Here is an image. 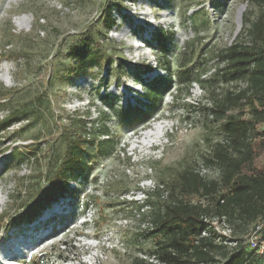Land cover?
<instances>
[{
  "label": "rangeland",
  "instance_id": "374dc122",
  "mask_svg": "<svg viewBox=\"0 0 264 264\" xmlns=\"http://www.w3.org/2000/svg\"><path fill=\"white\" fill-rule=\"evenodd\" d=\"M242 5L255 19L260 9L248 0H0V87L20 89L11 95L21 96L20 101L28 98L26 92H45L50 102L45 121L53 128L52 137L47 132L40 136V122L23 131L25 121L14 123L0 133L1 147L40 144L45 150L55 133L78 126V120L98 135L107 129L108 146L112 144L108 154L99 155L86 136L85 144L94 152L89 171L71 179L69 190L39 213L35 206L25 207L31 192L48 186L43 177L48 158L39 165H18L9 150L0 154V264H7L1 260L9 249L23 253L16 258L21 264H59V257L71 264L151 260L154 242L145 229L156 197L142 206L147 196L141 191L169 189L179 170L198 165L222 137L220 122L189 109L209 104V92L195 79H205L222 66L216 59L219 49L234 39L247 41L245 33L239 35L242 25L237 30L236 24ZM82 47L87 49L69 55L70 49ZM89 51L105 58L99 66L93 62L75 72ZM179 73L182 80H192L188 93ZM9 80L11 86H5ZM167 83L168 89L159 93ZM243 85L220 79L216 92L221 96ZM147 87L158 94L148 96ZM137 109L154 112L145 123L121 119V112L132 111L134 117ZM6 114L0 108V119ZM160 124L166 138L161 136L164 142L152 153L160 138L143 140L141 132ZM46 234L52 235L31 252L38 253L25 255Z\"/></svg>",
  "mask_w": 264,
  "mask_h": 264
},
{
  "label": "trees",
  "instance_id": "16d2710c",
  "mask_svg": "<svg viewBox=\"0 0 264 264\" xmlns=\"http://www.w3.org/2000/svg\"><path fill=\"white\" fill-rule=\"evenodd\" d=\"M248 1L256 4L260 10L253 20L250 19L249 9L242 13L239 35L245 33L247 41L234 39L230 45L219 49L216 59L217 64L222 66L205 79H195L200 87L209 92V104L205 102L202 108L200 104H192L189 109L197 112L200 109L206 117L220 122L219 133L222 137L210 145V150L202 156L198 165L179 170L169 189L157 186L142 191L147 196L142 206L151 205V197H156V206L149 210L151 216L146 222L150 226L145 229L146 236L151 238L154 246L149 262L134 257L132 264H263L261 256L243 243L230 247L215 240L214 232L209 236H200L207 227L203 217L224 214L233 226L235 239L240 240V234L256 222L263 223L261 232L264 233V0ZM86 49H70L69 55ZM88 55V59L82 58L76 65L75 72H81L82 68L93 62L99 66V59L105 58L92 56L91 51ZM181 76L179 73L180 84H184L188 93L192 80L184 81ZM220 79L241 81L244 85L236 91L226 90L219 96L216 83ZM154 83L156 81L149 86ZM168 87L169 83L161 86L159 93ZM147 89L148 96L158 94L149 87ZM15 92H20V89L0 87V108L7 110L6 116L0 119V133L7 131L14 123L25 121V127L21 128L23 131L40 122L38 134L41 136V132H47L46 135L52 137V125H47L45 121V113L50 108L46 93L26 92L28 98L20 101L21 96L12 98ZM137 110L141 115L137 113L131 117L130 114L134 112L123 111L120 117H127L128 123L134 125L145 123L154 112ZM77 122L78 126H69L61 131L54 128L59 131V136L55 133L56 137L45 150L40 149V144L9 143L3 148L0 144V154L9 150V157L15 159L18 165H31L32 162L39 165L43 158H48L45 163L47 171L43 174L48 186L31 192L32 199L25 208L35 206V213H39L42 208L51 207L59 196L69 190L71 179L76 180L78 175L85 176L94 156L93 149L89 152L85 144L86 136L90 144H95L97 154L109 153L112 144L108 146L111 139L107 129L102 128L98 135L95 128L90 129L85 122ZM90 134L95 138L90 139ZM103 134L107 137L102 138ZM209 171L215 175L209 174ZM141 210L144 211V208Z\"/></svg>",
  "mask_w": 264,
  "mask_h": 264
},
{
  "label": "built area",
  "instance_id": "2783aa9c",
  "mask_svg": "<svg viewBox=\"0 0 264 264\" xmlns=\"http://www.w3.org/2000/svg\"><path fill=\"white\" fill-rule=\"evenodd\" d=\"M203 221L206 223L207 227L201 231L200 236H209L211 235V232H214L216 235L215 240L223 244H228L230 247H234L240 243H243L249 249L253 250L255 254H259L262 258V263L264 264V233L261 232L263 227L262 222H256L255 225L251 226L247 231L240 234L238 237L240 240H238L235 239L236 236L234 235L233 226L227 221L225 214L209 215L208 217H203ZM158 264L167 263L164 262ZM198 264L210 263L201 262Z\"/></svg>",
  "mask_w": 264,
  "mask_h": 264
},
{
  "label": "bare ground",
  "instance_id": "6f19581e",
  "mask_svg": "<svg viewBox=\"0 0 264 264\" xmlns=\"http://www.w3.org/2000/svg\"><path fill=\"white\" fill-rule=\"evenodd\" d=\"M238 12H237V18L239 19V17L242 15V13H243V11H244V9H243V6H239L238 7ZM24 20V19H23ZM240 28V26H238V24H237V30ZM236 30V31H237ZM163 126L164 125H151V126H149V127H147V128H145V130H143L142 132H141V135H142V138H143V140H146V139H149L148 141H152V140H154L153 138H158L159 136H160V133H161V131H162V129H163ZM158 136V137H157ZM151 137H153V138H151ZM60 209H63L62 207H60ZM54 214H57V215H61V212L60 211H58V210H56V212H54ZM53 217V216H52ZM47 219H49V218H47ZM55 231V230H54ZM52 234H46V235H44V236H41V237H39L37 240V243H35L34 244V246L33 247H31L29 250H27L26 249V252H25V254L27 253V252H30L32 249L34 250L35 248H37V247H39V245L41 244V242L42 241H45L46 240V238L47 237H49V236H51ZM16 235L15 234H13L12 236H11V238L9 239L10 240V242H12V239H14V238H16L15 237ZM44 248H42L41 250H40V252L43 250ZM19 256L20 257V255H23V253H21V252H19V251H13V250H7L6 251V256Z\"/></svg>",
  "mask_w": 264,
  "mask_h": 264
},
{
  "label": "clouds",
  "instance_id": "9594fccd",
  "mask_svg": "<svg viewBox=\"0 0 264 264\" xmlns=\"http://www.w3.org/2000/svg\"><path fill=\"white\" fill-rule=\"evenodd\" d=\"M11 81L9 80V81H6L5 82V86H11ZM166 125H167V122H166ZM165 125V126H166ZM171 128H173V126L171 125L170 126ZM163 129H164V126H163ZM162 129V131H161V133H160V136L158 137V138H160V139H158V138H156V139H158V141H157V143H155L156 144V146L154 147V148H152L151 150H152V153H156V152H158L159 150H158V147L161 145V143H163L164 142V140H163V138H161V136L163 135V137H165L166 138V136H165V134L163 133V130ZM156 139H154V140H156ZM154 140H152V141H150V142H153ZM144 190V189H143ZM85 216L86 215H84V219L82 220V224H86L87 223V219L85 220ZM86 240L88 239V238H85ZM89 239L90 240H95V243L96 242H98V239H96V238H94V237H92V236H90L89 237ZM89 244V243H88ZM89 246H91V245H89ZM95 246V245H94ZM38 248V247H37ZM36 248V249H37ZM91 250L92 251H95V250H93V245L91 246ZM36 253H38V252H34V253H32V257H33V255H36ZM89 255V254H88ZM95 255V254H94ZM30 259V258H29ZM29 259H27V261L29 260ZM93 259H96V257L95 256H93ZM15 260V262L13 263V264H21L22 262H20V261H17L16 259H14ZM59 264H71V262L69 261V260H66V258H61V257H59ZM23 261V260H22Z\"/></svg>",
  "mask_w": 264,
  "mask_h": 264
},
{
  "label": "water",
  "instance_id": "95a60500",
  "mask_svg": "<svg viewBox=\"0 0 264 264\" xmlns=\"http://www.w3.org/2000/svg\"><path fill=\"white\" fill-rule=\"evenodd\" d=\"M242 6H243V9H244V5H242ZM241 17H242V15L239 17V19L236 17V24H238V26H241Z\"/></svg>",
  "mask_w": 264,
  "mask_h": 264
}]
</instances>
